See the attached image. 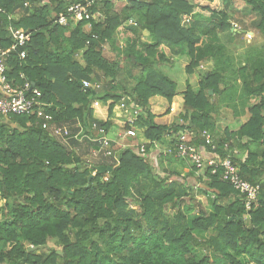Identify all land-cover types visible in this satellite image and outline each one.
Listing matches in <instances>:
<instances>
[{
	"label": "trees",
	"instance_id": "trees-1",
	"mask_svg": "<svg viewBox=\"0 0 264 264\" xmlns=\"http://www.w3.org/2000/svg\"><path fill=\"white\" fill-rule=\"evenodd\" d=\"M87 1L0 0V46L14 45L12 30L31 37L7 61L8 83L34 84L45 111L57 124L78 123L83 132L77 139L92 143V150L98 148L93 124L108 131L114 125L111 119L97 121L93 104L108 106L112 117L124 99L130 112L139 110L146 154L137 150V138L127 137L114 147L120 151L117 161L90 163L43 130L36 114H0V195L6 201L0 264H264V0H245L248 15L235 11L236 0H97L91 20L58 24L68 6ZM244 19L246 29L231 32L232 20ZM227 32L231 38L225 40ZM258 38L260 43L250 42ZM105 45L115 56L105 57ZM183 55L190 58L189 75L203 63L212 69L197 87L187 85L177 121L158 124L150 99L173 103L179 85L163 67L172 69L173 58ZM123 71L136 80L132 89ZM220 97L245 118L237 131L241 146L235 147L227 128L224 135L218 132ZM205 131L214 139V152ZM183 132L211 157H223L225 144L237 149L232 158L240 175L260 187L251 209L223 179V168L213 173L206 165L190 184L176 172L155 173L149 157L155 143L168 138L174 148ZM200 196L209 211H195Z\"/></svg>",
	"mask_w": 264,
	"mask_h": 264
},
{
	"label": "built area",
	"instance_id": "built-area-1",
	"mask_svg": "<svg viewBox=\"0 0 264 264\" xmlns=\"http://www.w3.org/2000/svg\"><path fill=\"white\" fill-rule=\"evenodd\" d=\"M97 0H89L86 3L78 2L68 6L65 13L60 14L57 22L61 26H67L69 20H73L75 23L91 20L92 12L91 7ZM132 23V22H131ZM13 38L15 40L14 45L10 49H4L0 46V114L6 115H23V114H36L38 118V125L43 129L52 132L56 137L68 140L72 137L71 129L66 125L57 124L52 114L45 111L47 105L41 101L42 92L38 89L32 88V84L27 82L22 88L12 87L7 80V61L10 59L12 52L18 50V48L25 47L31 40L24 30H12ZM97 38L96 35L93 36ZM21 59L27 57V53L22 51L19 54ZM91 83L88 81L83 82L85 88H90ZM120 106L126 109L125 100L123 99ZM173 110V109H172ZM139 110L135 108L129 120L123 126L124 133L118 134V138L133 137L138 138L139 127L138 123ZM93 129L97 132V137L92 139V142L98 147L92 152V157L87 159L88 162L94 158L103 156L106 159L114 161L118 160L120 151L115 150V145L120 144L115 140L106 128L93 124ZM204 136L206 143L212 146V152H214L217 146L214 144L212 135L205 131ZM192 135L189 133H182L178 138V144L176 147H167L164 154L166 156H174L176 158L183 159L191 163L192 166L196 167L198 171L204 170L206 165L213 167L212 172L216 173L219 168H223V179L231 184L233 188L239 191L245 196L246 207L251 209L252 205L258 200L259 197V186H256L247 180H245L239 173L238 167L234 164L232 158V152L237 153V149L232 150L229 144H225L228 152L220 157L218 153L207 152L201 150L195 145L190 144ZM148 143V142H147ZM140 143L137 150L143 156L146 154V144ZM158 143H155L157 147ZM171 146V145H169ZM124 148L128 147L126 145ZM208 153V156L205 153Z\"/></svg>",
	"mask_w": 264,
	"mask_h": 264
},
{
	"label": "crops",
	"instance_id": "crops-1",
	"mask_svg": "<svg viewBox=\"0 0 264 264\" xmlns=\"http://www.w3.org/2000/svg\"><path fill=\"white\" fill-rule=\"evenodd\" d=\"M235 5V4H234ZM15 18V17H14ZM234 23V22H233ZM21 30V29H20ZM23 30V29H22ZM262 40L260 38L258 39H251L250 42L252 43H260ZM163 50L169 54V48L164 46ZM184 56V55H183ZM183 59V58H181ZM208 64V63H205ZM204 67V65H203ZM182 92V91H179ZM1 94V91H0ZM180 98L179 95L175 97L173 103L171 105H169L168 101L163 98V97H154L150 100L151 103V107L153 110L154 115L156 116L155 121L158 124H162V125H171L173 123H175L179 117V115L181 113H183V110H181V105L183 106L182 103H180ZM256 102L255 99L250 100L249 102V106H251L252 103ZM166 105V106H165ZM101 106L104 108H106V111H102ZM168 106H172L171 108ZM177 108V110H176ZM173 109V110H172ZM93 110H94V118L97 121H101V122H107L109 119H111L114 122V125L112 126V128L109 130L110 135L117 140L118 142H123L124 138H118L117 135L124 133L125 130H123V126L126 123L127 120H129V118L132 115V112H130L129 109H123L120 104H118L115 109H114V113L112 115V117L109 116V107L106 105L101 104L100 102H95L93 104ZM171 110V111H170ZM231 115H234V117L236 119H238L240 121L239 124H236V126L242 125L245 121V118L243 117H238L239 115L234 114L232 111L230 112ZM224 120V118L222 119ZM221 121V120H220ZM219 121V123H220ZM66 126L71 128L72 134H74V138L71 137L68 140H63L62 138H59L61 140L62 143H64L65 145H69V147H73V150H75L76 152L78 150H80L81 148H86L88 149V153L84 156V160L86 158H91L92 156V148H91V144L85 141H80L79 139H77V136H79L83 131L81 129V126L78 125V123H73V125H71L70 123H65ZM240 127V126H239ZM82 131V132H81ZM139 136L137 138V140L140 143H147V140L144 137L143 134V130L139 128V132H138ZM130 140V138H129ZM170 140L168 138H165L162 140V143L157 144V147H153L151 149V153H150V160H151V164L160 167V169H164V171H167L169 173H179L181 176L186 177L188 183L190 184L189 181H195L196 182V178L198 174H201L199 172H196L193 170V168H191V166L189 165L188 162L186 161H179V160H174V159H169L165 154V149L167 147H169L170 145ZM243 143L240 142V144L238 146H241ZM80 145L82 147H80ZM202 150V149H201ZM208 156V153H205ZM184 163L186 164V166L184 168H178L176 167V169L174 170V172H171L170 170V165H176V163Z\"/></svg>",
	"mask_w": 264,
	"mask_h": 264
},
{
	"label": "rangeland",
	"instance_id": "rangeland-1",
	"mask_svg": "<svg viewBox=\"0 0 264 264\" xmlns=\"http://www.w3.org/2000/svg\"><path fill=\"white\" fill-rule=\"evenodd\" d=\"M235 11L238 12V13H240V14H245V15H248V13L250 12L249 11V7L245 3V0H236L235 1ZM187 21L189 22V20H187ZM129 24H131V23L129 22ZM246 25H247V19L239 20V21L238 20H232V26H233V28L231 29V32H235L237 30L244 31L246 29ZM230 34H231L230 32H227L226 34H223V38L225 40L230 39L231 38V35ZM250 36H252V35H250ZM118 45L121 48H124L125 41L122 40V39L119 40ZM104 55L107 58H111V57L115 56L114 53H113V51L109 48V45H105ZM168 55L170 56V54H168ZM181 58H183V59H181ZM173 60H174V62H172V63L174 64V67L172 69H170L168 67H163V72H165L167 75L171 76L178 83V85H179L178 95H179V98L181 99L180 100V103L183 104V106L181 105L180 108H181V110L184 111V96H183V93L185 92V90L187 88V85L188 84H191V85L197 87L198 86V83L200 81L201 75L204 72L212 69V65L210 63H208V64L203 63L204 67L202 65L199 68V70L197 71V74H195V75H189L187 73V71H186V68L190 64V58L187 55H184V56H181V57H179V56L174 57ZM123 65L125 66V63ZM121 76H123L127 80L128 87L132 89L133 86L136 83V80L130 79L126 75L125 71L122 72V75ZM103 89H104L103 84L102 83H99L97 85V90L101 91ZM179 91H182V92H179ZM156 97H158V96H156ZM253 104L254 103H252L251 106ZM169 107L171 108L172 106H168V108ZM101 108H102V111H104V112L106 111V108L105 107L103 108L101 106ZM218 108H223V109L220 110V113L217 114V117L219 115L218 119L221 120L220 123L218 124L219 127H217L218 128V132L220 133V135H224L225 132H226L225 129L227 128L228 131H230L231 133H233V135H234L233 136V142L235 144V147H237L240 144V142H242L240 140L239 136L237 135V131L239 129V126H242L244 123L242 125L236 126V124H239L240 123V121L238 120L239 118L236 119L234 117V115H231V113H230L231 112V109L230 108H227L224 105L223 98H221V97L218 100ZM176 110H177V108H176ZM223 118H224V120H222ZM183 133H188V132H183ZM80 147H82V146L80 145ZM87 153H88V149H86L84 147L77 151V154L79 156H83V157ZM247 154H248V150L245 151V153H244L243 156H247ZM109 161H111V160L106 159L103 156H100V157H97V158H94L93 157V162L95 164H108ZM150 162H151V160H150ZM185 166H186V164H184L182 162L181 163H176V165H170V170H171V172H174V170L176 169V167H178V168H184ZM153 167H154V170H155V173L156 174H160L161 175V174H163V172L166 173V174L169 173L167 171H164L163 168L160 169V167H158V166L153 165ZM191 168H192V166H191ZM198 172L201 173V174H203L204 171L202 170V171H198ZM95 174L96 173H94V175ZM189 182L190 183H195L194 180L193 181H189ZM197 186H198V184L197 185L195 184V188H197ZM198 202H200V204L197 203V208L195 209V211H198L199 209H203V210H206V211L208 210L209 211V209H211V207H209V205L207 203V199L205 197H203V196L198 197ZM5 205H6V201L0 195V221L4 219V209H5ZM136 207L137 206L133 205V208L136 209ZM202 238L204 240H207L208 239V235L206 234ZM12 247H13V244H9L8 248L10 249ZM2 248H3V246L0 245V249H2ZM199 250H202L201 253L206 252L203 249H199ZM207 254L209 256H211L210 252H207Z\"/></svg>",
	"mask_w": 264,
	"mask_h": 264
},
{
	"label": "water",
	"instance_id": "water-1",
	"mask_svg": "<svg viewBox=\"0 0 264 264\" xmlns=\"http://www.w3.org/2000/svg\"><path fill=\"white\" fill-rule=\"evenodd\" d=\"M133 62H135L134 58H132ZM34 87V84L32 85V88ZM210 94H212V91H210ZM70 168H75V165L69 166ZM96 169L98 171H100L101 173H106L107 169L105 166H98L96 167ZM111 170V169H110ZM94 175L89 177V181L93 178ZM40 249H42L43 247H39ZM31 250H34V248L32 247ZM61 254V252H59Z\"/></svg>",
	"mask_w": 264,
	"mask_h": 264
}]
</instances>
